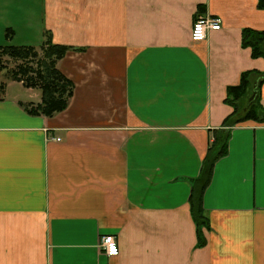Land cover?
Masks as SVG:
<instances>
[{
  "label": "crops",
  "instance_id": "obj_1",
  "mask_svg": "<svg viewBox=\"0 0 264 264\" xmlns=\"http://www.w3.org/2000/svg\"><path fill=\"white\" fill-rule=\"evenodd\" d=\"M257 3L40 0L35 41L76 48L56 64L74 88L63 111L32 115L23 104L40 90L5 81L0 264H264V123L229 128L201 196L202 244L190 208L207 147L227 131V87L264 71L241 44L243 28L264 30ZM199 14L221 27L192 41ZM104 234L118 255L102 251Z\"/></svg>",
  "mask_w": 264,
  "mask_h": 264
},
{
  "label": "trees",
  "instance_id": "obj_2",
  "mask_svg": "<svg viewBox=\"0 0 264 264\" xmlns=\"http://www.w3.org/2000/svg\"><path fill=\"white\" fill-rule=\"evenodd\" d=\"M257 1L258 7L264 9V0ZM241 44L250 48L253 57L264 59V30L243 28ZM69 49L76 48L54 43L47 33L39 49L31 45H0V71L6 68L2 62L3 56L13 59L17 63L13 69H8V80L20 81L25 87L40 90L41 98L38 103L23 104L27 113L52 116L67 107L74 85L56 64ZM253 72L252 70L242 72L239 83L227 87L225 101L232 107V111L223 120V126L227 131H224L222 136L214 137L207 147L199 177L192 187L190 208L198 227V241L201 244L204 242V237L200 233V228L207 226L201 196L208 184L214 163L227 153L229 128L246 120L264 123V106L260 102V86L264 82V71ZM252 74L256 75L254 81L251 79ZM4 87L5 82H1L0 97L3 96Z\"/></svg>",
  "mask_w": 264,
  "mask_h": 264
},
{
  "label": "rangeland",
  "instance_id": "obj_3",
  "mask_svg": "<svg viewBox=\"0 0 264 264\" xmlns=\"http://www.w3.org/2000/svg\"><path fill=\"white\" fill-rule=\"evenodd\" d=\"M40 10V0H0V45H31L39 49L42 42L35 41L33 33L37 31ZM2 62L6 68L0 71V83L9 79L8 69L17 63L6 56Z\"/></svg>",
  "mask_w": 264,
  "mask_h": 264
},
{
  "label": "built area",
  "instance_id": "obj_4",
  "mask_svg": "<svg viewBox=\"0 0 264 264\" xmlns=\"http://www.w3.org/2000/svg\"><path fill=\"white\" fill-rule=\"evenodd\" d=\"M221 27V18L212 15H197L192 23L190 38L192 41H202L208 30H217ZM52 139L59 140L58 137ZM100 247L107 256L119 254V246L113 234H104L100 238Z\"/></svg>",
  "mask_w": 264,
  "mask_h": 264
}]
</instances>
